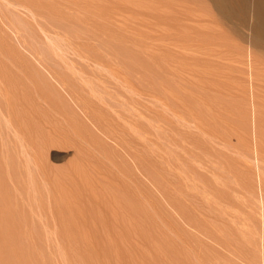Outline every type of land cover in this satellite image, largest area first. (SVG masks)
Segmentation results:
<instances>
[{"label": "rangeland", "instance_id": "1", "mask_svg": "<svg viewBox=\"0 0 264 264\" xmlns=\"http://www.w3.org/2000/svg\"><path fill=\"white\" fill-rule=\"evenodd\" d=\"M255 2L0 0V264H264Z\"/></svg>", "mask_w": 264, "mask_h": 264}, {"label": "bare ground", "instance_id": "2", "mask_svg": "<svg viewBox=\"0 0 264 264\" xmlns=\"http://www.w3.org/2000/svg\"><path fill=\"white\" fill-rule=\"evenodd\" d=\"M237 1V0H236ZM226 11V10H225ZM255 13L258 17H261L264 19V0H256L255 2ZM259 40V39H258ZM42 143V142H41ZM12 145V144H11ZM23 163V162H22ZM8 165V164H7ZM29 169L31 167H28ZM40 169L44 170L43 167H41ZM9 171V170H8ZM7 171V172H8ZM39 172V171H38ZM36 174V173H35ZM11 177V176H10ZM47 177V175H46ZM12 178V177H11ZM22 179V178H21ZM32 179V178H31ZM30 182V180H29ZM54 183V182H53ZM22 184V183H21ZM43 184V183H42ZM45 188V187H44ZM30 189V188H29ZM34 193V192H33ZM29 194V193H28ZM37 197V196H36Z\"/></svg>", "mask_w": 264, "mask_h": 264}]
</instances>
